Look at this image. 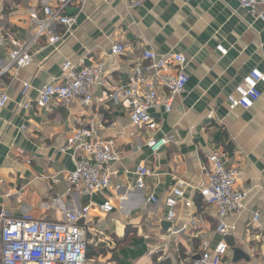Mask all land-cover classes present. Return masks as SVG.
Here are the masks:
<instances>
[{"label":"crops","instance_id":"crops-1","mask_svg":"<svg viewBox=\"0 0 264 264\" xmlns=\"http://www.w3.org/2000/svg\"><path fill=\"white\" fill-rule=\"evenodd\" d=\"M56 0H0V71L8 64V38L33 40L36 24L29 14L43 17L44 6ZM75 25L55 46L35 39L33 61L23 69L0 75V93L8 102L0 108V212L9 218L28 213L34 219L61 221L68 212L89 207L85 221L90 264H150L153 256L172 264H188L223 241L227 254L221 264H264V87L249 110L230 109L228 97L252 69L264 72V25L242 10L237 0H146L129 8L126 0L74 1L63 12ZM115 44L126 46L112 55ZM222 46L226 55L216 51ZM143 50L185 57L188 81L174 97L169 113L162 107L149 111L154 132L134 129L125 101L115 103L112 92L126 85ZM80 69L104 65L102 85L93 91L89 107L78 100L67 106H36L38 90L64 81L62 65ZM24 84L30 89L21 96ZM164 96L163 90L158 91ZM28 102L29 108H18ZM211 115V118H207ZM92 123L103 141L114 142L120 159L114 163L106 196L113 210L99 211L103 198L82 194V187L67 192L65 174L74 169L72 152L61 149L80 125ZM173 135L175 143L152 154L150 137ZM219 153L237 166L238 189H249L243 211L226 217L224 237L216 233L217 216L201 200L198 189L206 180V157ZM145 165L150 175L136 189L135 169ZM177 180L185 183L182 202L172 223L165 220L163 199ZM120 186L119 189H116ZM153 195L158 202L147 203ZM191 202L189 209L183 203ZM259 215L253 224V215ZM195 218L198 225L192 227ZM1 233V225H0Z\"/></svg>","mask_w":264,"mask_h":264},{"label":"built area","instance_id":"built-area-1","mask_svg":"<svg viewBox=\"0 0 264 264\" xmlns=\"http://www.w3.org/2000/svg\"><path fill=\"white\" fill-rule=\"evenodd\" d=\"M74 1L83 3L85 0H56L54 7L42 8L41 19L35 12L30 13V21L36 24L35 38L25 42L8 38V64L1 69L0 75L9 73L13 68H26L32 63V45L35 39L44 37L49 46L59 44L62 36L54 32V27L61 25L69 32L75 25V17L63 15L64 10ZM145 1L126 0L129 8H138ZM237 2L242 10L264 25V0ZM125 50L126 46L115 44L111 47V54L123 55ZM216 51L222 56L227 53L222 46H217ZM185 66L186 60L182 54H157L152 50H143L132 68L129 82L116 88L110 98L115 103H127L129 122L134 129L155 132L157 125L151 119L149 111L162 107L165 113L170 112L174 97L184 92L188 81ZM62 71L65 74L63 82L53 81L38 90L36 106L39 109L53 104L67 106L71 101L78 100L83 106L89 107L93 101V91L102 85L103 63L97 62L77 69L72 63L65 62ZM260 86L264 87V72L254 68L235 87V95L228 97L230 109H251L260 99ZM29 89V85H23V99ZM159 90H163L165 95L159 96ZM7 102L6 93H0V108ZM29 106L28 102H24L18 108L27 109ZM207 118H211V115ZM101 130V126L92 123L80 125L72 131L61 151H71L74 164V169L65 174L67 192L81 186L82 194L102 197L104 201L99 206V211L107 216L113 210L112 199L106 196L112 176L110 168L119 161L120 156L114 142L100 139ZM173 143L175 137L169 134L160 138L150 137L145 145L155 154ZM228 163L219 153L209 154L205 165L206 180L198 189L202 202L216 212V233L221 237L228 231L224 219L240 214L249 194V189H238L236 186L241 175L240 168L226 166ZM135 175L136 189L142 190L145 179L150 175L149 170L145 165H139L135 169ZM184 187L185 183L177 180L169 196L163 199L165 220L168 223L175 219L176 209L182 202ZM119 188L120 186L116 187ZM157 202L153 195L147 199V203ZM183 205L189 209L192 204L186 201ZM88 210L89 207H85L80 211L68 212L61 221L38 220L28 213H23L19 218H9L6 213L0 212V264H90L86 257L88 241L85 221ZM258 219L259 215L255 213L253 224H257ZM198 223L197 219L192 218L189 225L196 227ZM227 250L226 243L221 241L212 251L200 254L194 264H221Z\"/></svg>","mask_w":264,"mask_h":264},{"label":"trees","instance_id":"trees-1","mask_svg":"<svg viewBox=\"0 0 264 264\" xmlns=\"http://www.w3.org/2000/svg\"><path fill=\"white\" fill-rule=\"evenodd\" d=\"M92 253H93V249L88 246L87 250H86L87 259L92 255ZM159 257L160 256H153L150 264H172L169 259H167V258L159 259ZM188 264H193V263L190 262Z\"/></svg>","mask_w":264,"mask_h":264}]
</instances>
